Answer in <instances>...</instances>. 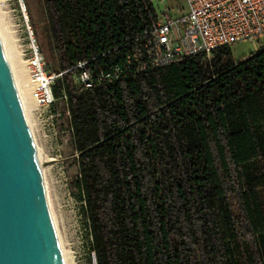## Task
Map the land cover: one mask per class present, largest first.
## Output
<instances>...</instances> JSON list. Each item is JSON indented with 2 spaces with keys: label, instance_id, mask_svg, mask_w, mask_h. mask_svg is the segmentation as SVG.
Listing matches in <instances>:
<instances>
[{
  "label": "trees",
  "instance_id": "16d2710c",
  "mask_svg": "<svg viewBox=\"0 0 264 264\" xmlns=\"http://www.w3.org/2000/svg\"><path fill=\"white\" fill-rule=\"evenodd\" d=\"M97 264H264V43L78 91V61L145 36L150 0H45Z\"/></svg>",
  "mask_w": 264,
  "mask_h": 264
},
{
  "label": "built area",
  "instance_id": "2783aa9c",
  "mask_svg": "<svg viewBox=\"0 0 264 264\" xmlns=\"http://www.w3.org/2000/svg\"><path fill=\"white\" fill-rule=\"evenodd\" d=\"M156 19L145 36L125 38L118 48L103 53L104 62L89 66L78 61L73 83L78 91L100 87L151 68L184 58L210 59L222 48L250 41L256 48L264 39V0H185V9L175 15L167 0H150ZM31 98L37 107L55 100L51 85L62 73L46 70L38 51L29 62Z\"/></svg>",
  "mask_w": 264,
  "mask_h": 264
},
{
  "label": "rangeland",
  "instance_id": "374dc122",
  "mask_svg": "<svg viewBox=\"0 0 264 264\" xmlns=\"http://www.w3.org/2000/svg\"><path fill=\"white\" fill-rule=\"evenodd\" d=\"M167 4L175 15L185 9V0H167ZM0 14L13 55L28 77L35 47L42 55L47 71L58 69L45 0H0ZM262 43L264 39L259 40V44ZM257 47L254 49L250 41L236 42L230 47L231 58L242 59ZM30 121L34 144L45 158L50 159L44 162V176L67 262L97 264L90 220L77 187L80 178L78 152L74 148L65 100L55 99L48 107L34 105ZM259 192L264 205V189Z\"/></svg>",
  "mask_w": 264,
  "mask_h": 264
},
{
  "label": "water",
  "instance_id": "95a60500",
  "mask_svg": "<svg viewBox=\"0 0 264 264\" xmlns=\"http://www.w3.org/2000/svg\"><path fill=\"white\" fill-rule=\"evenodd\" d=\"M43 166L0 39V264H64Z\"/></svg>",
  "mask_w": 264,
  "mask_h": 264
},
{
  "label": "bare ground",
  "instance_id": "6f19581e",
  "mask_svg": "<svg viewBox=\"0 0 264 264\" xmlns=\"http://www.w3.org/2000/svg\"><path fill=\"white\" fill-rule=\"evenodd\" d=\"M0 39H1L3 50H4L5 56L7 58V61H8V64H9V67H10L16 88H17V92H18L22 107H23L25 119L27 121L29 131L31 133L30 116H31L32 108L35 105L34 101L31 98V88H32L33 83L31 81V79L28 77V75H27L26 71L23 69V67L17 63V61L13 55V52L11 50L10 43H9L8 33H7L6 28L4 26L3 18H2L1 14H0ZM31 136H32V134H31ZM36 150H37V154H38L41 162H45V161L50 160L48 158H45L37 147H36ZM45 169H46L45 166H43V172L45 171ZM58 238H59V236H58ZM60 242L61 241L59 240V243ZM60 248H61V253H62V257H63V262H64V264H68L66 253L63 250L61 243H60Z\"/></svg>",
  "mask_w": 264,
  "mask_h": 264
},
{
  "label": "crops",
  "instance_id": "0c3cea01",
  "mask_svg": "<svg viewBox=\"0 0 264 264\" xmlns=\"http://www.w3.org/2000/svg\"><path fill=\"white\" fill-rule=\"evenodd\" d=\"M255 49V48H254Z\"/></svg>",
  "mask_w": 264,
  "mask_h": 264
}]
</instances>
